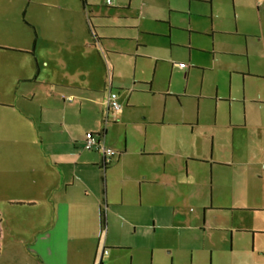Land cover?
<instances>
[{
	"label": "crops",
	"instance_id": "crops-1",
	"mask_svg": "<svg viewBox=\"0 0 264 264\" xmlns=\"http://www.w3.org/2000/svg\"><path fill=\"white\" fill-rule=\"evenodd\" d=\"M111 1L0 0V264H264V0Z\"/></svg>",
	"mask_w": 264,
	"mask_h": 264
},
{
	"label": "built area",
	"instance_id": "built-area-1",
	"mask_svg": "<svg viewBox=\"0 0 264 264\" xmlns=\"http://www.w3.org/2000/svg\"><path fill=\"white\" fill-rule=\"evenodd\" d=\"M108 4H111V0H107ZM179 66L184 67L185 63H179ZM107 106L112 108L113 110H119L122 108V104L118 100V94L116 92H111L107 99ZM84 149L86 150H99L102 152L104 157L106 158V162L110 161L113 157H115L118 152L115 149L107 147L104 142L101 140L99 135H89L84 143ZM107 253V250L105 251Z\"/></svg>",
	"mask_w": 264,
	"mask_h": 264
},
{
	"label": "rangeland",
	"instance_id": "rangeland-1",
	"mask_svg": "<svg viewBox=\"0 0 264 264\" xmlns=\"http://www.w3.org/2000/svg\"><path fill=\"white\" fill-rule=\"evenodd\" d=\"M135 2V1H134ZM199 222V221H198ZM203 221L201 222V227L199 228L200 229V231L201 232H203V233H208V231H205V229L203 228ZM199 225H200V223H199ZM211 231H209V233H210ZM109 252V250L107 251V253Z\"/></svg>",
	"mask_w": 264,
	"mask_h": 264
}]
</instances>
